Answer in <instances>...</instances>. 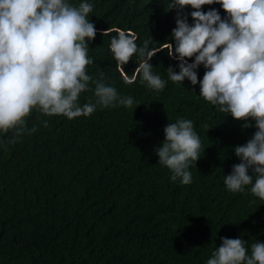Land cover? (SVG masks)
Here are the masks:
<instances>
[{"label": "trees", "instance_id": "obj_1", "mask_svg": "<svg viewBox=\"0 0 264 264\" xmlns=\"http://www.w3.org/2000/svg\"><path fill=\"white\" fill-rule=\"evenodd\" d=\"M91 2L97 34L89 43L94 63L87 74L103 75L140 105L97 108L72 120L33 111L26 120L34 133L0 136L14 141L0 150V264H205L221 237H240L249 247L264 242V201L250 189L231 193L223 184L239 163L232 147L255 128L220 112L187 80L168 81L161 92L139 78L125 84L108 51L110 37L101 35L119 27L134 32L137 45L151 37L150 48L162 47L175 26L168 0ZM210 7L220 10L203 9ZM166 52L150 63L167 80L166 67L176 61ZM135 63L133 56L124 66L129 76ZM89 99L92 91L80 102ZM178 118L193 121L202 144L201 158L189 168L190 185L170 182L153 151L163 127Z\"/></svg>", "mask_w": 264, "mask_h": 264}, {"label": "clouds", "instance_id": "obj_2", "mask_svg": "<svg viewBox=\"0 0 264 264\" xmlns=\"http://www.w3.org/2000/svg\"><path fill=\"white\" fill-rule=\"evenodd\" d=\"M212 5H219L223 17L217 8L203 9ZM93 9L91 0H0V136L10 130L17 139L34 133L37 129H29L26 120L33 111L72 120L91 116L97 108L140 105L132 96L119 95L103 75L93 79L87 74L86 66L94 63L89 43L97 34L89 20ZM172 10V42L162 47L150 48L151 37L137 45V35L119 27L101 33L110 37L116 69L125 84L139 78L155 92L168 81L182 85L187 80L220 112L254 127L244 144L232 147L239 163L224 175L223 184L231 193L250 189L264 201V0H168L167 11ZM163 50L176 61L166 67L167 80L150 63ZM133 56L137 63L129 76L124 66ZM88 91L94 99L81 103ZM162 131L163 140L153 148L157 163L170 171V182L190 185L189 168L202 150L193 121L178 118ZM12 142L0 139V150ZM220 239L205 264H264V242L249 247L240 237Z\"/></svg>", "mask_w": 264, "mask_h": 264}]
</instances>
